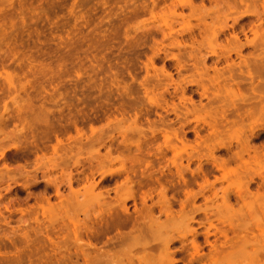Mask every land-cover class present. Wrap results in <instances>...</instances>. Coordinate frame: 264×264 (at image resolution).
<instances>
[{
  "label": "rangeland",
  "instance_id": "obj_1",
  "mask_svg": "<svg viewBox=\"0 0 264 264\" xmlns=\"http://www.w3.org/2000/svg\"><path fill=\"white\" fill-rule=\"evenodd\" d=\"M259 61L264 0H0V264H255Z\"/></svg>",
  "mask_w": 264,
  "mask_h": 264
},
{
  "label": "bare ground",
  "instance_id": "obj_2",
  "mask_svg": "<svg viewBox=\"0 0 264 264\" xmlns=\"http://www.w3.org/2000/svg\"><path fill=\"white\" fill-rule=\"evenodd\" d=\"M231 40H232V39H231ZM231 40H230V41H231ZM229 43H230V42H229ZM233 43H235V42L233 41V42H231L230 44H233ZM238 44H239V42H238ZM253 44H254V43H253ZM236 45H237V44H236ZM236 45H235V46H236ZM241 45H242V44H241ZM247 45H248V44H247ZM250 45H251V44H250ZM254 45H255V44H254ZM245 46H246V45H245ZM240 47H241V46H240ZM252 47H253V46H252ZM255 47H256V46H255ZM234 48H235V47H234ZM232 50H234V49H232ZM238 50H239V48H238ZM238 50H237V52H238ZM234 51H236V50H234ZM239 53H240V52H239ZM237 55H239V54H237ZM256 56H257V55H256ZM259 56H260V55H259ZM237 57H238V56H237ZM240 57H241V56H240ZM246 58H247V57H246ZM248 60H250V59L248 58ZM261 60H262V58H261ZM242 61H243L242 63H245V64L248 63L247 59H246V60H243V59H242ZM246 61H247V62H246ZM231 62H233V61H231ZM262 62H263V61H262ZM262 62H261V64H264V63H262ZM229 63H230V62H229ZM233 63H234V62H233ZM257 63L260 64V61L257 62ZM240 64H241V63H240ZM240 64H238V65H240ZM249 64H250V63H249ZM249 64H246V65H247V67L250 68L251 65H249ZM261 64H260V65H261ZM230 65H232V64H229V66H230ZM235 65H236V64H235ZM242 65H243V64H241V66H242ZM248 65H249V66H248ZM255 65H256V64H255ZM255 65H254V66H255ZM232 66H233V65H232ZM236 66H237V65H236ZM241 66H239V67H241ZM256 66H259V65H256ZM261 66H263V65H261ZM261 66L258 67L259 69H257V67H256L255 69H257V70L260 71V67H261ZM245 68H246V66H245ZM261 68H262V67H261ZM207 69H208V68H207ZM226 69H227V68H226ZM226 69H225V70H226ZM232 69H233V68H232ZM235 69H237V68H235ZM235 69H233V71H234ZM247 69H248V68H247ZM247 69H246V71H247ZM251 69H252V68H250L249 70H251ZM263 69H264V68H263ZM225 70H223V71H225ZM240 70H242V69H240ZM244 70H245V69H244ZM249 70H248L247 72H249ZM230 71H231V70H230ZM230 71H229V72H230ZM252 71H253V70H252ZM261 71H263V70L261 69ZM225 72H226V71H225ZM234 72H235V71H234ZM238 72H239V69H238ZM247 72H246V73H247ZM215 73H216V72H215ZM239 73H240V72H239ZM253 73H255V71H254ZM257 73H258V72H257ZM259 73H260V72H259ZM262 73H263V72H262ZM224 74H225V73H224ZM232 74H234V73H232ZM235 74H236V73H235ZM260 74H261V73H260ZM260 74H258L259 77H260ZM216 75H217V74H216ZM218 75L220 76L221 74H218ZM261 75H262V74H261ZM233 76H235V75H232V77H233ZM241 76H242V75H241ZM213 77H214V75H213ZM215 77H216V76H215ZM238 77H239V76H238ZM229 78H230V77H229ZM235 78H236V77H235ZM254 78H255V76H254ZM261 78H262V77H261ZM212 79H213V78H212ZM215 79H216V78H215ZM221 79H222V78H221ZM221 79H219V80H221ZM225 79H226V78H225ZM247 79H248V78H247ZM251 79H253V78H251ZM251 79H250V81H251ZM256 79H257V78H256ZM259 79H260V78H259ZM257 80H258V79H257ZM222 81H223V80H222ZM247 81H248V80H247ZM253 81H254V79H253ZM219 82H220V81H219ZM251 82H252V81H251ZM251 82H250V83H251ZM259 83H260V82H259ZM259 83H257V85H259V90H260V86H261V85H260ZM218 84H219V83H218ZM222 84H224V83H222ZM225 84H226V83H225ZM263 84H264V83H263ZM235 85H236V84H235ZM257 85H256V86H257ZM219 86H220V85H219ZM237 86H238V84H237ZM254 86H255V83H254ZM251 87H253V85H252ZM233 88H234V87H233ZM249 88H250V87H249ZM262 88H263V85H262ZM263 89H264V88H263ZM238 90H239V89H238ZM216 91H217V90H216ZM231 91H232V90H231ZM241 91H242V90H241ZM218 92H219V91H218ZM219 93H220V92H219ZM231 93H232V92H231ZM257 93H258V92H257ZM263 93H264V92H263ZM228 94H229V93H228ZM235 94H236V93H235ZM252 94H253V93H252ZM220 95H221V94H220ZM256 96H257V95H256ZM256 96H255V97H256ZM215 97H216V96H215ZM219 98H220V97H219ZM236 99H237V98H236ZM217 101H218V100H217ZM233 101H234V100H233ZM254 101H255V100H254ZM255 102H256V101H255ZM259 102H260V101H259ZM240 103H241V102H240ZM256 103H257V102H256ZM230 104H231V103H230ZM253 104H254V102H253ZM258 105H259V104H258ZM231 106H232V105H231ZM259 106H260V105H259ZM238 109H239V108H238ZM240 109H241V108H240ZM261 109H262V108H261ZM263 109H264V108H263ZM233 110H235V109H233ZM221 111H223V109H222ZM235 111H236V110H235ZM243 111H244V110H243ZM249 111H250V110H249ZM262 111H263V110H262ZM218 112H219V111H218ZM218 112H217V113H218ZM237 112H238V111H237ZM244 112H245V111H244ZM244 112H243V114H244ZM225 113H226V111H225ZM248 113H251V112H248ZM254 113H255V111H254ZM223 114H224V113H223ZM223 114H222V115H223ZM231 114H232V113H231ZM239 114H240V112H239ZM227 115H228V114H227ZM233 115H235V114H233ZM252 115H254V114H252ZM236 116H237V114H236ZM214 117H215V116H214ZM248 117H249V116H248ZM251 117H252V116H251ZM234 118H235V117H234ZM237 118H238V117H237ZM240 118H241V117H240ZM240 118H239V120H241ZM245 118H246V117H245ZM214 119H215V118H214ZM251 119H252V118H251ZM223 120H224V119H223ZM227 120H228V119H227ZM247 121H248V120H247ZM250 121H251V120H250ZM214 122H215V120H214ZM225 122H226V121H225ZM238 122H239V121H238ZM241 122H242V121H241ZM255 122H256V120H255ZM230 123H231V122H230ZM207 124H208V123H207ZM209 124H210V123H209ZM215 124H216V123H215ZM215 124H214V126H215ZM233 124H235V123L233 122ZM252 124H253V123H252ZM256 124H257V123H256ZM227 125H228V124H227ZM239 125H240V124H239ZM257 125H258V124H257ZM259 125H260V124H259ZM216 126H217V125H216ZM221 126H222V125H221ZM210 127H211V126H210ZM227 127H228V126H227ZM253 127H254V126H253ZM240 128H241V127H240ZM219 129H220V128H219ZM224 129H225V128H224ZM241 129H242V128H241ZM244 129H245V128H244ZM252 129H253V128H252ZM252 129H251V131H252ZM263 129H264V128H263ZM256 130H257V129H256ZM216 132H217V131H216ZM216 132H215V133H216ZM252 132H253V131H252ZM212 133H214V132H212ZM221 133H222V132H221ZM209 135H211V134H209ZM219 136H220V135H219ZM214 137H215V135H214ZM246 137H247V136H246ZM246 137H245V138H246ZM201 138H202V137H201ZM215 138H217V137H215ZM205 139H206V137H205ZM238 139H239V138H238ZM201 140H202V139H201ZM207 141H208V140H207ZM218 142H219V141H218ZM244 142H245V141H244ZM199 143H200V140H199ZM205 143H206V142H205ZM245 144H247V143H245ZM240 145H241V144H240ZM221 146H223V145H221ZM241 146H242V145H241ZM245 146H246V145H245ZM208 147H209V146H208ZM206 148H207V147H206ZM212 149H213V148H212ZM243 149H244V148H243ZM208 150H209V149H208ZM246 150H247V149H246ZM173 151H174V150H173ZM205 155H206V154H205ZM241 155H242V153H241ZM263 155H264V154H263ZM215 157H216V156H215ZM235 157H236V156H235ZM179 158H180V157H179ZM200 158H201V157H200ZM216 158H217V157H216ZM216 158H215V159H216ZM231 158H232V157H230L229 159H231ZM205 159H206V158H205ZM234 159H235V158H234ZM174 160H176V158H175ZM213 160H214V159H213ZM216 161H217V160H216ZM223 161H224V160H223ZM231 161H233V160H231ZM237 161H238V160H237ZM217 162H218V161H217ZM229 162H230V161H229ZM214 163H215V162H214ZM227 163H228V162H227ZM241 163H242V162H241ZM223 164H224V163H223ZM229 164H230V163H229ZM215 165H217V164L215 163ZM219 165H220V164H219ZM146 166H147V165H145V167H146ZM221 166H222V165H221ZM225 166H226V165H225ZM222 167H223V169H224V166H222ZM198 169H199V168H198ZM178 173H179V172H178ZM195 173H196V172H195ZM223 173H224V172H223ZM260 173H261V172H260ZM260 173H259V174H260ZM150 177H151V176H150ZM194 177H195V176H194ZM235 178H237V177H235ZM251 178H252V177H251ZM260 178L263 180L264 177H263V176H260ZM158 180H159V179H158ZM241 180H242V179H241ZM250 180H252V179H250ZM87 181H88V180H87ZM122 182H123V181H122ZM205 183H206V182H205ZM239 183H240V182H239ZM125 184H126V183H125ZM244 184H245V183H244ZM261 184H262V183H261ZM119 185H120V184H119ZM122 185H123V184H122ZM203 185H204V184H203ZM204 186H205V185H204ZM120 188H121V187H120ZM205 188H206V187H205ZM200 189H201V188H200ZM203 189H204V188H203ZM241 191H242V189L240 190V187H239V189L236 191V192H237V195L240 196V198L242 197V195H241ZM129 192H130V191H129ZM211 192H212V191H211ZM256 192H257V191H256ZM134 193H135V192H134ZM227 193H228V192H227ZM130 194H131V193H130ZM193 194H194V193H193ZM202 194H203V193H202ZM211 194H212V193H211ZM223 194H224V193H223ZM257 194H258V193H257ZM100 195H101V194H100ZM100 195H99V197H100ZM133 195H134V194H133ZM191 195H192V193H191ZM260 195H261V194H260ZM124 196H125V195H124ZM125 197H128V196H125ZM130 197H131V196H130ZM191 197H192V196H191ZM258 197H259V196H258ZM120 198H122V197L120 196ZM128 198H129V197H128ZM118 199H119V198H118ZM163 199H164V198H163ZM190 199H191V198H190ZM258 199H259V198H258ZM105 200H106V199H105ZM243 200H244V199H243ZM260 200H261V199H260ZM262 200H264V199H262ZM164 201H165V199H164ZM188 201H189V200H187V203H188ZM120 202H121V201H120ZM120 202H119V203H120ZM159 202H160V201H159ZM108 203H110V202H108ZM191 203H192V202H191ZM191 203H190V204H191ZM260 203L263 204V207H262V205H261V208H262V214H261L262 216L260 215L261 219L258 218V217L255 215V216L257 217V218L255 217V219H256V220L258 219L257 228H258V233H259L260 235L255 234V232H254V234L257 235V237H258V236H259V237L261 236V237L258 238V239H256V238L254 237V238H255L254 241L252 240V242H251L249 239L246 238L247 236H246V237L243 236V237H242V240H241V239L239 240V241H240V244L238 243L239 245L236 246L235 248L233 247L234 244H235V242L230 241L231 243H232V242L234 243V244L232 243L233 246H231V249H232V247H233V250H230V251H224V250H226V248H223V247L219 246L220 248H223V249H224V250L222 249L223 251L220 250V251L222 252V255H223L224 252H226L227 255L229 254L228 256H230L231 253L234 254V253H237V252H239V251L242 252V251H243L242 249H245V246H246V245H248V244H253V245H254V250H253L254 253H253V254L250 253V254L252 255V256H251L252 261L257 260V259H259V260L262 259V258H258V256H260V255H261V256L264 255V227H263V225H264V203H263V201L260 202ZM115 204H116V203H115ZM162 204H163V203H162ZM230 204H231V203H229V194L224 195V196L222 197V205L224 206V208H226V209H230V207H231ZM183 205H184V202H183ZM183 205H182V206H183ZM186 205H188V204H186ZM192 206H193V205H192ZM220 206H221V205H220ZM113 207H114V206H113ZM215 207H216V206H215ZM114 208H115V207H114ZM150 208H151V207H150ZM192 208H193V207H192ZM192 208H191V209H192ZM261 208H260V209H261ZM162 209H163V208H162ZM194 209H195V208H194ZM216 209H217V208H216ZM226 209H225V210H226ZM163 210H164V209H163ZM208 210H209V209H208ZM137 211H138V210H137ZM194 211H195V210H194ZM196 211H197V210H196ZM203 211L205 212L206 209H204ZM215 211H217V210H215ZM226 211H227V210H226ZM254 211H255V210H254ZM257 211H258V210H257ZM110 212H111V211H110ZM138 212H139V211H138ZM163 212H164V211H163ZM185 212H186V211H185ZM139 213H140V212H139ZM139 213H138V215H139ZM187 213H188V212H187ZM211 213H212V212H211ZM218 213H219V212H218ZM233 213H234V212H233ZM255 213H256V212H255ZM259 213H260V210H259ZM184 214H185V213H184ZM108 215H109V214H108ZM113 215H114V214H113ZM117 215H118V214H117ZM129 215H130V213H129ZM150 215H151V214H150ZM211 215H212V214H211ZM248 215H250V214H248ZM258 215H259V214H258ZM215 216H216V215H215ZM242 216H243V215H242ZM137 217H138V216H137ZM137 217H136V218H137ZM178 217H179V216H178ZM181 217H183V219H184V220H183V219L181 218V222H182V223H180V225H182V226H184L183 221L185 222V225L188 227V225H189V221L192 222V221L194 220V218H193L192 215L189 216V217H188L187 215H182ZM225 217H226V215H225ZM110 218H111V217H110ZM208 218H209V217H208ZM227 218H228V217H227ZM237 218H238V217H237ZM237 218H236V219H237ZM244 218H245V216H244ZM118 219H119V218H118ZM127 219H128V218H127ZM129 219H130V218H129ZM222 219H223V218H222ZM249 219H250V218H249ZM135 220H136V219H135ZM142 220H143V219H142ZM182 220H183V221H182ZM228 220H230V219H228ZM239 220H240V219H239ZM113 221H114V220H113ZM128 221H129V220H128ZM147 221H148V219H147ZM244 221H245V220H244ZM116 222H117V221H116ZM199 222H200V221H199ZM231 222H232V221H231ZM239 222H240V221H239ZM246 222H247V221H245V223H243V225H244V224L246 225ZM249 222H250V221H249ZM107 223H108V222H107ZM117 223H118V222H117ZM138 223H139V222H138ZM178 223H179V222H178ZM201 223H202V222H201ZM222 223H223V221H222ZM252 223H254V222H252ZM131 224H132V223H131ZM152 224H153V223H152ZM208 224H209L210 227L212 226L211 221H209ZM240 224H241V223H240ZM109 225H110V224H109ZM115 225H116V224H115ZM138 225H139V224H138ZM206 225H207V224H206ZM232 225H233V224H232ZM241 225H242V224H241ZM243 225H242V226H243ZM247 225H250V224L248 223ZM255 225H256V223H255ZM255 225H254V226H255ZM117 226H122V225H116V227H117ZM153 226H154V225H153ZM171 226H172V225H171ZM227 226H228V225H227ZM254 226H253V227H254ZM150 227H151V226H150ZM184 227H185V226H184ZM246 227H247V226H246ZM206 228H207V227H206ZM228 228H229V226H228ZM228 228H227V229H228ZM232 228H233V227H232ZM236 228H237V226H236ZM247 228H248V227H247ZM145 229H146V228H145ZM157 229H158V228H157ZM211 229H212V228H211ZM216 229H218L217 226H216ZM219 229H220V228H219ZM221 229H223V228H221ZM224 229H225V228H224ZM243 229H246V228H243ZM252 229H253V228H252ZM172 230H173V229H172ZM208 230H209V229H208ZM230 230H231V229H230ZM145 231H146V230H145ZM159 231H160V230H159ZM165 231H166V230H165ZM216 231L220 232V230H216ZM223 231H224V230H223ZM223 231H221L220 234H221V235L224 237V239L227 241L228 237H227V235H226V233H225L226 230H225V232H223ZM160 232H162V231H160ZM160 232H159V233H160ZM180 232H181V231H180ZM227 232H228V231H227ZM244 232H245V230H244ZM249 232H250V231H249ZM167 233H168V231H167ZM190 233L195 235V230L192 231V229H191ZM214 233H215V232H214ZM233 233H234V235L236 234V232H234V231H233ZM247 233H248V232H247ZM121 234H122V233H121ZM154 234H155V233H154ZM154 234H152V235H154ZM162 234H163V233H162ZM162 234H161V235H162ZM203 234H204V233H203ZM208 234H209V231H207V232L205 233L206 237L208 236ZM215 234H216V233H215ZM215 234H214V235H215ZM217 234H218V233H217ZM254 234H252V236H253ZM122 235H123V234H122ZM166 235H167V234H166ZM171 235H172V234H171ZM221 235H220V236H221ZM239 235H240V234H239ZM159 236H160V235H159ZM164 236H165V235H164ZM222 236H221V238H222ZM231 236H232V234H231ZM231 236H230V237H231ZM235 236H236V235H235ZM153 237L155 238V236H153ZM156 237H157V236H156ZM162 237H163V236H162ZM162 237H161V239H162ZM182 237H184V236H182ZM206 237H205V239H206ZM212 237H213V236H212ZM125 238H126V237H125ZM125 238H124V239H125ZM129 238H131V236H130ZM134 238H135V237H134ZM134 238H133V239H134ZM144 238H145V237H144ZM213 238H214V237H213ZM235 238H236V237H235ZM239 238H240V236H239ZM121 239H122V238H121ZM136 239H137V238H136ZM139 239H140V238H139ZM156 239H158V237H157ZM159 239H160V238H159ZM161 239H160L159 241L162 243V245H161L162 247H160V248H162V250H161V249H160V250H161L163 253H161L162 256L160 255L158 260H159V261L161 260L163 264H175L177 259H174V258L172 257V254L174 255V253H173V251H172V252L170 251V247H169L170 243L173 241V237H171V236L168 235V236L163 237L162 240H161ZM192 239H193V238H192ZM217 239H219V238L217 237ZM224 239H223V240H224ZM129 240H130V239H129ZM145 240H146V239H145ZM145 240H143V241H145ZM148 240H149V239H148ZM194 240H195V237H194ZM209 240H210V239H209ZM225 240H224V242H221V243L225 244V243L228 242V241L225 242ZM120 241H121V240H120ZM143 241L140 240L139 242L141 243V242H143ZM204 241H205V240H204ZM218 241H219V240H218ZM218 241L216 240V242H218ZM220 241H222V240H220ZM234 241H235V240H234ZM150 242H151V240H150ZM212 242H214V241L212 240ZM212 242H211V243H212ZM147 243H148V242H147ZM152 243H153V242H152ZM204 243H205V242H204ZM218 243H220V242H218ZM218 243H217V244H218ZM231 243H229V244H231ZM207 244H208V243H207ZM213 244H214V243H213ZM223 244H222V245H223ZM232 244H231V245H232ZM141 245H142V243H141ZM149 245H150V243H149ZM149 245H148V246H149ZM155 245H156V243H155ZM199 245H200V244H199ZM199 245L193 243V248H194V254H192L193 257H194V255H198V254H199L198 250L201 248V247L199 248ZM201 245H202V244H201ZM235 245H236V244H235ZM253 245H252V246H253ZM211 246H212V245H211ZM217 246H218V245H217ZM145 247H147V246H145ZM153 247H155V246H153ZM158 247H159V246H158ZM213 247H214V246H213ZM215 247H216V246H215ZM215 247H214V248H215ZM224 247H225V246H224ZM210 248H211V247H210ZM227 248H228V247H227ZM156 249H157V248H156ZM156 249H155V250H156ZM206 249H207V248H206ZM228 249H229V248H228ZM228 249H227V250H228ZM209 250H210V249H209ZM212 250H213V249H211V251H212ZM158 251H159V249H158ZM82 252H83V251H82ZM129 252H131V251H129ZM217 252H218V251L215 249V250H214V253H212V255L209 256V257H210V258H209V260H210L209 262H211L210 264H218L219 259H218V257L216 256ZM221 252H220V253H221ZM244 252H246V251H244ZM157 253H158V252H156L155 254H157ZM201 253H202V252H201ZM210 253H211V252H210ZM218 253H219V252H218ZM261 253H262V254H261ZM82 254H83V253H82ZM151 254H153V253H151ZM187 254H188V253H187ZM226 254H225V255H226ZM149 255H150V254H149ZM204 255H205V254H204ZM207 255H208V253H207ZM234 255H235V254H234ZM237 255H238V254H237ZM242 255H244V253H243ZM198 256H199V255H198ZM198 256H196V257H198ZM202 256H203V254H202ZM202 256H201V254H200V257H202ZM205 256H206V255H205ZM219 256H220V255H219ZM244 256H245V255H244ZM145 257H146V256H145ZM151 257H153V256L151 255ZM157 257H158V256H157ZM160 257H162V259H163L164 261H163L162 259H160ZM223 257H224V255H223ZM232 257H233V256H232ZM263 257H264V256H263ZM147 258H148V255H147ZM205 258H206V257H205ZM227 258H228V257H227ZM227 258H226V259H227ZM233 258H234V257H233ZM240 258H241V257H240ZM245 258H246V257H245ZM149 259H150V258H149ZM191 259H193V258H191ZM199 259H200V258H199ZM226 259H225V260H226ZM241 259H242V258H241ZM246 259H247V258H246ZM251 259H250V260H251ZM147 260H148V259H147ZM147 260H146V261H147ZM152 260H153V259H152ZM194 260H195V258H194ZM204 260H205V259H204ZM204 260H203V261H204ZM227 260H228V259H227ZM236 260H237V259H236ZM259 260H258L257 262H260ZM161 261H160V262H161ZM263 261H264V260H263ZM156 262H157V260H156ZM160 262H159V263H160ZM164 262H165V263H164ZM181 262H182V261H181ZM240 262H241V261H240ZM257 262L255 261L254 263L257 264ZM146 263H147V262H146ZM162 263H161V264H162ZM185 263H186V262H185ZM235 263H236V262H235ZM147 264H151V263L148 262ZM154 264H155V262H154ZM156 264H157V263H156ZM224 264H225V263H224ZM238 264H239V263H238ZM252 264H253V262H252ZM260 264H264V262L261 261Z\"/></svg>",
  "mask_w": 264,
  "mask_h": 264
}]
</instances>
